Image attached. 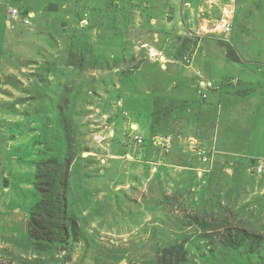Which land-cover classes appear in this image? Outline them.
<instances>
[{
	"label": "rangeland",
	"instance_id": "rangeland-1",
	"mask_svg": "<svg viewBox=\"0 0 264 264\" xmlns=\"http://www.w3.org/2000/svg\"><path fill=\"white\" fill-rule=\"evenodd\" d=\"M215 1L235 16L228 33L209 0H0V264H158L180 242L182 264H264L218 241L227 226L264 235V100L234 118L224 95L221 114L209 110L196 142L214 150L209 160L195 140L174 147L185 137L176 99L195 93L198 72L215 85L264 80V0ZM99 123L113 135L97 133ZM217 125L238 155L216 148ZM137 134L148 143L136 145ZM164 136L167 151L154 142ZM148 146L156 157L143 156ZM52 156L74 157L68 204L80 235L37 247L28 231L36 162Z\"/></svg>",
	"mask_w": 264,
	"mask_h": 264
},
{
	"label": "trees",
	"instance_id": "trees-1",
	"mask_svg": "<svg viewBox=\"0 0 264 264\" xmlns=\"http://www.w3.org/2000/svg\"><path fill=\"white\" fill-rule=\"evenodd\" d=\"M227 49V57L241 60L234 46L221 42ZM158 109L154 112L152 126L159 121ZM73 156L62 161L56 156L38 160L35 173V186L38 201L31 207L28 231L37 247L50 244H66L77 241L80 229L69 211L68 192L70 189ZM219 243L224 248L242 251L243 256H257L264 260V235L243 226H227L220 234ZM212 252V251H211ZM188 249L184 242L164 247L158 264H182L187 260Z\"/></svg>",
	"mask_w": 264,
	"mask_h": 264
},
{
	"label": "crops",
	"instance_id": "crops-1",
	"mask_svg": "<svg viewBox=\"0 0 264 264\" xmlns=\"http://www.w3.org/2000/svg\"><path fill=\"white\" fill-rule=\"evenodd\" d=\"M210 4L208 6L209 11L212 15V11L211 9L214 7V5H217L218 8L216 10V13L222 18L224 15V11H228L229 7L228 5L222 4V3H216L215 0H209ZM201 9H204V7L201 5ZM235 16L233 15V20H234ZM213 20V19H211ZM233 20H232V24H233ZM210 21L209 20H204L202 22V24L200 25V29H202L203 31H209L208 26H209ZM232 29V28H231ZM234 48L236 49V47L234 46ZM239 55V54H238ZM240 56V55H239ZM162 58H164V56H161ZM205 80H210L209 78L204 76ZM193 82H195L193 80ZM214 83V82H213ZM194 90L195 93H193L190 97L188 96L187 98H178L176 99L179 103L183 102L184 103V108H185V114H184V122L183 123H179V126H183V131L185 134V137H181V136H175L174 138V147L177 148V145L180 144H184L187 143L189 141L190 145H191V141H197L200 140L201 142H203L201 139H205L206 137V133L205 130L207 128L206 125V120L209 118L208 115L210 114L209 110H212V114H221V111H223V106H224V102H223V95L225 97V99L228 102L229 107H231V114L229 116H235L233 115L234 113L237 114H242L244 112H247V110L249 111V114L251 112V109H253V112L255 110H257V105H262V102L264 100V80H259V79H254L251 77H238L235 78L233 81L229 82V83H223L222 85H215L214 88H211L208 90V95L206 98H203L202 96H200L199 92H198V79L196 80V82L194 83ZM226 85H229L231 87L234 88L233 92H230L228 90V88L226 87ZM230 97V98H229ZM232 103V104H230ZM229 110V108H228ZM152 115H153V111H152ZM182 115V114H181ZM177 116V122L180 121L182 119L183 116ZM244 116V115H243ZM234 118V117H233ZM244 118V117H243ZM153 123V116H152V121L150 123V127ZM243 124H245V121H243ZM140 125V123H135L134 127H137ZM247 125L249 124H245V127H247ZM98 127L102 126V129L99 130V132L97 133H101V131L103 130H109V134L110 136L113 135L114 130L112 128H110V125H103V124H98ZM160 129V127H157V129ZM217 128V130H216ZM158 129V130H159ZM220 127L218 128L215 126L214 130H213V134L211 133V138L213 139V142L216 143V148H218L219 152H225V153H234L238 155L237 150H235V146L232 145V136L230 138H228V136H221L220 134ZM152 131V130H151ZM138 135V134H137ZM139 136H142L139 134ZM143 137V136H142ZM144 138V137H143ZM148 142L146 140V138H144V143L143 145H146ZM178 143V144H177ZM139 145V144H136ZM142 145V144H141ZM224 145L229 146V150H227L225 147H223ZM244 145L243 150H248V145L246 146ZM228 148V147H227ZM232 148V149H231ZM95 153V152H94ZM93 153V155H94ZM144 155L145 158L148 157H156L157 153L155 154L154 150H153V146H148L146 147V150L144 151ZM96 154V153H95ZM255 153H249L250 156L254 155ZM128 157H131L130 154H127ZM160 164L162 165V168H167L166 166H172L173 163H171V161H169L170 163H166L165 160H167V158L165 157H160ZM171 160V158H170ZM173 162V161H172ZM263 166V164H261ZM177 166V165H176ZM179 166V165H178ZM199 166V165H198ZM199 168V167H198ZM158 169V168H157ZM168 169V168H167ZM170 169V168H169ZM171 171V170H170Z\"/></svg>",
	"mask_w": 264,
	"mask_h": 264
},
{
	"label": "built area",
	"instance_id": "built-area-1",
	"mask_svg": "<svg viewBox=\"0 0 264 264\" xmlns=\"http://www.w3.org/2000/svg\"><path fill=\"white\" fill-rule=\"evenodd\" d=\"M18 10L16 8L12 9V14L17 16L18 15ZM33 14L31 13L29 15V17H26L24 19V22L29 24L30 23V17H32ZM229 14H226V12L224 13V17L221 20V23H219V25H217V29H219L218 31L222 32V33H228L231 30V23H230V19H228ZM222 25V28L221 25ZM191 60L187 59V62H190ZM199 74V78H198V92L200 94V96H202L203 98H206L208 95V90L211 88H214L215 85L213 84V82L211 80H205L202 76V74L200 72H198ZM96 140L99 141L100 143L104 142L106 140V137L103 134L97 135ZM134 140L137 144H143L144 143V139L142 136L136 135L134 137ZM154 142L156 144H160L163 146L164 150L167 151L170 146H171V137L170 136H164V137H156ZM197 141H195L194 144V149L196 151V153L198 155L201 156V158L204 161L209 160L211 154H213L214 150L212 148H206L200 145V143H196ZM210 155V156H209ZM154 169H157V167H154ZM256 170L258 172L263 171V166L260 164L258 165V167L256 168Z\"/></svg>",
	"mask_w": 264,
	"mask_h": 264
}]
</instances>
